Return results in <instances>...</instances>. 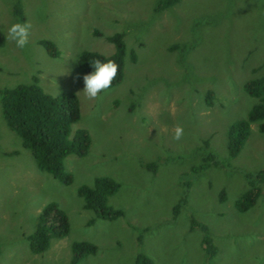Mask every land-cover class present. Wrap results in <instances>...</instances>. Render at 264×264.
<instances>
[{
	"label": "rangeland",
	"instance_id": "obj_1",
	"mask_svg": "<svg viewBox=\"0 0 264 264\" xmlns=\"http://www.w3.org/2000/svg\"><path fill=\"white\" fill-rule=\"evenodd\" d=\"M160 1L0 0V91L34 78L45 94H74L72 130L89 138L83 156L64 158L71 183L63 185L36 169L0 112V264H69L74 242L95 247L77 264H133L137 255L151 264H264V183L246 178L264 169L257 123L233 159L226 152L228 128L256 104L243 85L264 76V0H178L159 9ZM25 21L31 35L19 49L7 30ZM114 34L134 61L124 57L120 82L88 100L78 57L109 56ZM101 177L117 185L106 199L121 212L114 220L85 210L76 192ZM249 182L261 193L238 213L234 202ZM49 203L65 214L67 233L33 254L26 238ZM205 234L212 259L201 247Z\"/></svg>",
	"mask_w": 264,
	"mask_h": 264
},
{
	"label": "trees",
	"instance_id": "obj_2",
	"mask_svg": "<svg viewBox=\"0 0 264 264\" xmlns=\"http://www.w3.org/2000/svg\"><path fill=\"white\" fill-rule=\"evenodd\" d=\"M178 0H161L159 9L174 5ZM16 14V12H14ZM112 44L113 53L102 56L94 52H82L77 60L79 69L89 74L94 69L90 62L94 59L102 61L113 60L117 63L118 73L112 86L117 85L122 78V66L125 57L134 61L132 53H127L122 35L114 34L106 38ZM3 43L0 36V45ZM49 56H57V52L49 42L41 43ZM247 96L256 100L245 119L235 121L227 131V157L233 159L239 152L245 138L249 133V126L257 123V130L264 135V76L247 81L243 85ZM0 112L5 126L20 140L21 147L27 150L40 172L50 175L54 180L63 184L71 183L70 177L62 170V162L69 155L83 156L89 145L88 134L85 130L72 126L79 119L78 102L74 94L61 93L50 96L42 92L33 78L29 84H19L12 88L0 91ZM210 157L204 159L207 165ZM153 168L152 165H150ZM249 180L264 183V169L253 175H246ZM117 189L115 182L108 178H95L91 186H80L77 194L82 199L83 208L91 210L100 219L114 220L121 216V212L113 210L106 205V199ZM259 185L247 183L246 190L234 202L238 213L247 211L260 195ZM222 196V193H221ZM205 232V227L199 226ZM68 229L65 214L53 203L45 205L38 216L33 232L26 238L29 250L33 254L44 252L50 239L62 238ZM201 247L207 259H212L215 249L207 234L201 239ZM71 260L69 264H77L83 257L92 255L95 247L87 242H74L71 244ZM133 264H151L144 255H137Z\"/></svg>",
	"mask_w": 264,
	"mask_h": 264
},
{
	"label": "clouds",
	"instance_id": "obj_3",
	"mask_svg": "<svg viewBox=\"0 0 264 264\" xmlns=\"http://www.w3.org/2000/svg\"><path fill=\"white\" fill-rule=\"evenodd\" d=\"M31 28V23L27 21L13 23L7 30V39L14 42L17 48L24 49L29 44ZM90 64L94 70L83 76L84 88L82 93L86 99L95 100L99 98L102 92L111 88L119 66L110 59L106 61L94 59ZM183 136V127L177 125L174 129L173 139L178 141Z\"/></svg>",
	"mask_w": 264,
	"mask_h": 264
}]
</instances>
